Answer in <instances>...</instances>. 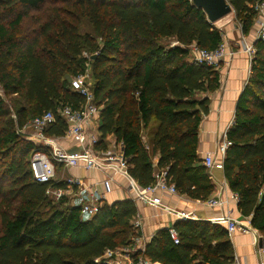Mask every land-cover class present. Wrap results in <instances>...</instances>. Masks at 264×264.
Here are the masks:
<instances>
[{
    "label": "trees",
    "instance_id": "trees-1",
    "mask_svg": "<svg viewBox=\"0 0 264 264\" xmlns=\"http://www.w3.org/2000/svg\"><path fill=\"white\" fill-rule=\"evenodd\" d=\"M56 1L0 0V264H105L95 260L139 236L131 199L104 202L88 218L47 196L50 186L64 184L35 181L30 160L38 145L20 133L50 111L55 123L46 135L64 137L68 125L60 110L84 105L71 80L89 68L101 109L99 150L107 148L109 136L121 143L129 173L142 189L154 183L156 170L167 169L179 194L189 199L207 201L215 190L198 147L210 111V99L202 94L219 89L220 72L195 62L192 47L213 51L223 44L224 32L192 0ZM227 1L249 35L261 0ZM85 19L92 33L80 32ZM255 48L227 132L231 146L223 171L264 248V41ZM152 120L157 125L147 144L143 133ZM172 229L179 244L170 229L161 230L145 248L151 263L233 264L225 225L180 220Z\"/></svg>",
    "mask_w": 264,
    "mask_h": 264
},
{
    "label": "built area",
    "instance_id": "built-area-1",
    "mask_svg": "<svg viewBox=\"0 0 264 264\" xmlns=\"http://www.w3.org/2000/svg\"><path fill=\"white\" fill-rule=\"evenodd\" d=\"M255 10L258 13L259 20L258 39L264 41V0L256 3ZM192 50L195 53V62L211 68H219L225 57L232 55L224 42L213 51L199 50L195 46L192 47ZM241 51L248 54L250 58L251 75L256 48L253 45H249L245 39H242ZM89 77L90 68L84 75H79L71 80L72 89L84 98L85 103L80 109H74L70 106L61 108L60 115L68 125V131L64 137L56 138L46 135V130L55 123V115L50 111L33 119L23 128L22 131L27 135V139L35 141L38 145L30 160L35 181L41 184H50L51 182L63 183L64 186L61 187L50 186L46 191V195L56 202L66 200L69 206L79 208L83 216L90 218L99 212L106 200L107 194L112 192L114 178L109 176L105 179L102 182L103 193L98 194L96 187L93 189L90 188L81 178L65 177L62 175L60 179H57V175H59L57 168L63 169V173L65 169L71 168L97 170L107 175L114 172V174H120L127 179L133 201L141 200L149 203L183 221L194 220L195 217L193 214L179 211L165 205L158 195L159 193L180 195L175 184L168 177L167 169L156 170L154 173V183L142 189L129 173L128 160L124 155L121 143H117L113 137L109 136L106 139L107 148L105 150H99L97 148L100 144V137L97 131H95V124L100 120L101 109L95 102V96L91 90V84L88 81ZM227 132L222 136L223 141L219 146L221 160L217 161L210 154L204 159L203 164L209 172L214 169H224L226 150L231 146L227 138ZM60 139L72 140L78 145V149L75 151L67 150L60 145ZM146 149L150 150V147L146 145ZM225 186L227 187V184ZM231 198L238 203V194L231 191ZM204 203L208 207L214 208L217 206L224 207L228 201L222 199V196L219 194ZM214 222L225 224L230 236L237 230L243 232L248 231L247 228L243 227L238 220L231 218L230 215H226ZM169 234L174 244H179L178 233L170 229ZM132 242L129 246L120 247L115 250H107L95 262H103L105 264H151L144 256L145 247L144 245L140 246V239L134 238ZM233 264L239 263L237 260H234Z\"/></svg>",
    "mask_w": 264,
    "mask_h": 264
},
{
    "label": "crops",
    "instance_id": "crops-1",
    "mask_svg": "<svg viewBox=\"0 0 264 264\" xmlns=\"http://www.w3.org/2000/svg\"><path fill=\"white\" fill-rule=\"evenodd\" d=\"M233 14L235 15L234 12L230 15ZM227 17L229 15L220 20L217 28L224 32V43L232 55L225 57L218 68L220 72L219 89L211 94H202V97H208L210 99V111L203 117L199 133L198 155L203 160L209 154L214 156L217 161H220L222 158L219 153V146L223 141L222 136L233 125L238 101L250 77L251 62L248 54L242 52L240 49L241 41L245 39L249 45L255 46L259 40V20L254 25L250 34L245 36L238 22L235 20L234 22H230ZM98 123L95 124V131L99 134ZM143 139L147 144L150 141L149 137L147 139L143 137ZM59 143L70 151L78 149V145L70 139H60ZM157 161L158 158L156 157L153 161L155 165ZM60 169L57 168L61 174L63 169L62 171ZM64 172L69 177L81 178L92 189L96 187L98 194L103 193L102 182L109 176H112L114 178L112 192L107 194L105 200V203L108 205L133 199L132 193L129 191L127 179L120 174L111 172L107 175L101 171L85 170L82 168H71ZM209 173L212 176L211 180L215 186L211 198L220 194L222 199L228 201L224 207L217 206L211 208L204 203L206 201L189 199L181 194L171 195L159 193L158 195L165 205L179 211L193 214L195 217L194 221H208L214 224H222L215 223L214 221L226 215H230L231 218L238 220L248 231L243 232L237 230L232 236L229 235L233 245L234 260H237L239 264H263L264 248L260 245L261 234L252 227L250 217H243L238 209V203L231 198V189L225 179L224 171L214 169ZM225 184H227V187ZM134 202L138 212L132 224L139 234L136 238L140 239V246L144 245L146 248L161 230L172 229L173 225L180 221L176 216L165 213L160 208L149 203L141 200Z\"/></svg>",
    "mask_w": 264,
    "mask_h": 264
},
{
    "label": "water",
    "instance_id": "water-1",
    "mask_svg": "<svg viewBox=\"0 0 264 264\" xmlns=\"http://www.w3.org/2000/svg\"><path fill=\"white\" fill-rule=\"evenodd\" d=\"M192 2L206 13L208 20L213 24L234 12L227 0H192ZM95 58L96 56H92L91 60Z\"/></svg>",
    "mask_w": 264,
    "mask_h": 264
},
{
    "label": "rangeland",
    "instance_id": "rangeland-1",
    "mask_svg": "<svg viewBox=\"0 0 264 264\" xmlns=\"http://www.w3.org/2000/svg\"><path fill=\"white\" fill-rule=\"evenodd\" d=\"M49 2H51V4L53 5V4H55L57 1L56 0H49ZM33 13H35V14H40V12H33ZM227 19L228 20H230V22L232 21V22H234V20L235 21H237L236 19H235V15L233 14V15H229V17H227ZM227 19H225V20H227ZM26 24H27V27L28 26H30V25H32L31 24V20L30 19H27L26 20ZM238 22V21H237ZM219 24H220V21H218V23L215 25L216 27L217 26H219ZM238 25H239V27H241V25L238 23ZM80 32L82 33V34H87V33H92V29H91V26L88 24V22H87V20L85 19V20H83V22H82V24H81V27H80ZM241 49V48H240ZM84 56H87V53H85L84 54ZM0 93H2V90H1V88H0ZM156 125H157V123H156V121L155 120H152V122H151V124H150V126H149V128H148V130L147 131H145L144 133H143V137L144 138H151L152 137V135H153V131L155 130V128H156ZM20 133L27 139V135H25L24 134V132L22 131V130H20ZM99 137H100V135H99ZM30 140V139H29ZM67 170H69V169H65V171H67ZM60 171H62V169H60ZM62 175H64L65 177H69L67 174H66V172H61V174L59 173V175H57L58 177H57V179H60V177H62ZM53 200V199H52ZM66 201V200H65Z\"/></svg>",
    "mask_w": 264,
    "mask_h": 264
}]
</instances>
